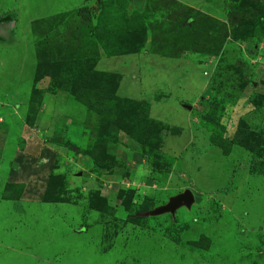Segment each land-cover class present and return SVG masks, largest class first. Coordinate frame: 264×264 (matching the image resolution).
Returning <instances> with one entry per match:
<instances>
[{"label": "rangeland", "instance_id": "obj_1", "mask_svg": "<svg viewBox=\"0 0 264 264\" xmlns=\"http://www.w3.org/2000/svg\"><path fill=\"white\" fill-rule=\"evenodd\" d=\"M53 1L1 0L23 7L21 43ZM195 1L187 28L166 0L44 17L35 82L24 43L0 52V264H264V4ZM122 9L141 61L119 93L95 32ZM185 190L188 209L144 215Z\"/></svg>", "mask_w": 264, "mask_h": 264}, {"label": "crops", "instance_id": "obj_2", "mask_svg": "<svg viewBox=\"0 0 264 264\" xmlns=\"http://www.w3.org/2000/svg\"><path fill=\"white\" fill-rule=\"evenodd\" d=\"M172 1L177 2L178 4L186 6L188 8L198 10V8L195 7V4H196L195 0H193V1L192 0H172ZM190 1L192 3H190ZM86 2H89V0H54L52 2V4H50V7H48V12H44L41 15H44V16H42V18H44L47 16H52V15H57V14L64 13V12L73 11L77 8L80 9V7L83 8L86 6ZM0 3H1V0H0ZM31 3H32V0H31ZM96 4L99 5V1ZM22 8L23 7H21L19 5L5 7L2 5V3L0 4V52L9 48L8 51L6 50L4 52L8 53L10 60H15L16 59L15 53L18 52L17 57L19 58L20 57L19 48H20V45L22 43H24L25 46H27V48L29 49V51L33 55V62L31 64V67L25 73L26 78H28L31 75L33 76L35 66H36V58H35L33 37L31 35V32H29L30 31V22L32 19L30 20V22H27L28 25H26V32H25L26 34H24V37H25L24 42L21 43V40H20L21 38L17 32L18 28L20 30L18 16H20ZM206 9H207V7H206ZM11 18L13 20H11ZM33 18H34L33 21L41 19V18H35V17H33ZM260 47H263V49H264V40L261 43ZM139 56H140V54H131V55L130 54H121V55H116V56L104 55L101 58V60H99L98 65H100V66H101V64H104L106 62H111V64L113 65V63H117L118 61H120L119 64L113 68L101 66L102 71H105V72H108V71L111 72L112 71V72H115L118 74H120V73L122 74L121 77L123 79L121 80L119 87H118V89L120 90L119 93L124 92V91H122V82H129V75L133 76L132 74L140 72V70H138L136 72L139 61H141ZM141 56L145 57L143 54ZM147 57H148V59L149 58L155 59V56L152 54L147 56ZM116 59H117V61H116ZM162 61H164V60H162ZM4 70L5 69L2 67L0 69V74ZM8 70L10 71L9 74L11 76H13V78L15 80V84L21 86L22 85L21 74L23 75L22 65L18 69H14V70L8 69ZM12 71H17L18 72L17 75L11 74ZM178 75H181V74L178 73ZM133 77L138 78L137 75H134ZM185 77H188V76H185ZM134 84H138L137 80H136V82H134ZM182 85H184V82ZM125 89H126V91H129V87L125 88ZM130 95L131 94L129 93V96Z\"/></svg>", "mask_w": 264, "mask_h": 264}, {"label": "trees", "instance_id": "obj_3", "mask_svg": "<svg viewBox=\"0 0 264 264\" xmlns=\"http://www.w3.org/2000/svg\"><path fill=\"white\" fill-rule=\"evenodd\" d=\"M166 1L171 3L173 6L175 5L177 8H179V10H182L183 13L180 14V18H181L180 25H179L180 28H187L188 22L190 20H194V18L200 16L199 12L196 10L186 8V7L180 5V4H178L172 0H166ZM248 2L250 4H264V0H248ZM101 3H99L100 5H98V6L101 8V10H100L101 14H104V12H105L104 4H101ZM250 7L251 6H249V9H250ZM240 8L241 7H239V9ZM85 9L86 8H80V9L75 11L76 12L75 14H77L79 16L81 14V12L86 11ZM249 9L244 7L243 11L245 13H247ZM173 15L175 16V14H173ZM130 16L135 17L136 14L132 13ZM129 19H131V17H129L127 15L125 16L123 14V9H122L121 12L119 13L118 21H117V19L113 18L112 15L108 16L109 21H107V28L104 26L103 27L104 29H101L100 31L95 32L97 38L100 40L99 45H100L101 49L104 50L105 55L113 56V55L129 54V53L136 52V50H133L132 46H129L126 44L124 39H128L129 34L133 33L136 30L142 31V28H140L137 25L138 20L133 24V23H129L130 22ZM83 20L86 21L87 18H83ZM44 21H46L45 18L34 20V21L30 22V32H31V35L33 38H35L36 31H37L39 24H42ZM212 21H213V19H212ZM262 21H264V13L263 12L261 13V15H259L257 17L258 23H261ZM86 24H88V23L86 22ZM219 24H221L220 28L222 30V33L224 34V32H226L225 27L223 26L224 24L221 22ZM252 26H253V29H252L251 33L254 34L253 36L255 37L257 35L256 32H259V33H261L260 37L264 38V33H262L263 28L259 27L260 24L259 25L256 24V25H252ZM234 38H235V36H234ZM246 38H247L246 36L243 38H239V41L243 42V41H245ZM38 70H39V68H38V63H37L36 67H35L34 77H33L34 82L39 77V71ZM244 80H247V77H245ZM83 83H86V81L79 79L75 82V85L76 86L78 85V88L81 89ZM90 97H92V98L94 97L93 93H90ZM255 164H254L255 167H257L259 169L257 171L260 173H264V160H262L261 162L257 161ZM150 166L153 169L156 168L153 164H150ZM161 168L165 169L166 166L163 165V166H161ZM8 187H9L8 190H11L10 184L8 185Z\"/></svg>", "mask_w": 264, "mask_h": 264}, {"label": "water", "instance_id": "obj_4", "mask_svg": "<svg viewBox=\"0 0 264 264\" xmlns=\"http://www.w3.org/2000/svg\"><path fill=\"white\" fill-rule=\"evenodd\" d=\"M98 1L99 0H94V2H96V3H98ZM191 203H193L192 194L189 191L185 190L181 194L170 197L165 205L159 206V207L151 210L150 212H147L144 215L145 216H148V215L153 216V215H159V214H163V213L173 214L175 209H177L179 207H184V208L188 209L189 206L191 205Z\"/></svg>", "mask_w": 264, "mask_h": 264}]
</instances>
